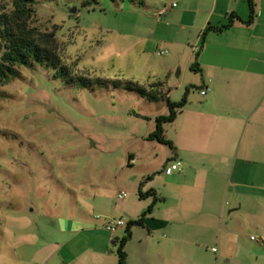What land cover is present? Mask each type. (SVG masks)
Returning <instances> with one entry per match:
<instances>
[{
  "label": "rangeland",
  "instance_id": "374dc122",
  "mask_svg": "<svg viewBox=\"0 0 264 264\" xmlns=\"http://www.w3.org/2000/svg\"><path fill=\"white\" fill-rule=\"evenodd\" d=\"M86 2L36 0L31 26L40 33L54 32L60 63L71 75L89 78L91 86L67 84L55 77L54 69L40 64L18 66L15 76L0 82V264H37L33 255L23 260L16 253L28 249L35 254L56 241L59 219L78 200L103 190L99 185L116 180L129 184L120 164L126 162L134 139L147 137L145 115L162 108V101L149 102L113 82L144 87L155 83L168 58L164 41L173 39V27L164 31L166 25L153 17V7L138 0H100L84 7ZM174 2L175 11L185 8L184 1ZM255 3L256 11L264 12V0ZM12 9L11 0H0V12ZM196 78L189 75L186 86L177 90L183 80L174 74L168 82L172 101L180 102L187 91L198 95ZM172 126L165 125L170 135L177 125ZM161 158L153 152L150 160L159 170L150 177L165 172ZM149 180L141 178L139 188ZM231 197L225 198L226 228L237 235L210 245L219 250L220 264H264V245L251 240L264 241V214L257 217L262 227L250 222L241 233ZM107 205L113 208L115 200Z\"/></svg>",
  "mask_w": 264,
  "mask_h": 264
},
{
  "label": "crops",
  "instance_id": "0c3cea01",
  "mask_svg": "<svg viewBox=\"0 0 264 264\" xmlns=\"http://www.w3.org/2000/svg\"><path fill=\"white\" fill-rule=\"evenodd\" d=\"M138 1L153 7L152 15L158 19L159 0ZM181 1L184 9H172L158 19L166 25L164 31L173 27V39L164 41L168 58L152 84H163L164 92L168 88L172 101L168 85L172 76L183 80L179 90L193 74L200 91L207 87L210 91L205 96L188 94L186 107L171 124L177 125L173 135L165 128L173 148L148 139L155 119L169 114L166 102L152 116L145 115L147 137L134 139L126 162L120 164L129 184L116 180L99 185L103 190L98 188L89 200H78L59 219L56 241L40 246L35 254L20 250L18 257L33 255L37 264H118L117 242L126 237L127 227L110 234L100 228L102 221L95 216L125 218L128 223L140 219L154 201V197H139L138 184L146 177L150 180L142 193L153 190L159 201L142 225L130 229L127 264H220L219 250L213 252L216 247L210 243L221 244L228 234L237 235L226 228L227 196H232L230 207L237 212L241 233L250 222L262 227L257 217L264 214V12H257L252 25L236 21L221 33L205 35L208 27L226 24L231 13L247 20L248 0ZM195 61L199 72L191 70ZM153 152L162 154L164 168L181 161L182 171L167 175L162 170V175L150 177L159 170L150 160ZM120 192H126V198L117 199ZM108 200H115L113 208Z\"/></svg>",
  "mask_w": 264,
  "mask_h": 264
},
{
  "label": "trees",
  "instance_id": "16d2710c",
  "mask_svg": "<svg viewBox=\"0 0 264 264\" xmlns=\"http://www.w3.org/2000/svg\"><path fill=\"white\" fill-rule=\"evenodd\" d=\"M12 11L0 12V82H7L11 77L17 74L18 66H32L35 64L47 65L56 71L55 77H61L67 84L91 86L92 81L82 75H71L69 67L60 63L58 52L57 37L54 32L40 33L31 26V21L35 15L34 4L36 0H11ZM100 0H87L84 7ZM133 1V0H120ZM249 17L243 20L236 13H231L228 22L221 26H210L205 31V35L210 32L221 33L231 28L236 21L246 25H252L257 18L255 0H248ZM199 53L196 55L198 57ZM199 63L195 61L191 70L199 72ZM99 84L104 82L98 81ZM115 87L123 86L128 91L136 92L140 96L146 98L149 102H166L169 108L168 115H161L155 119V130L149 134V140H155L163 145L173 148V142L166 137L165 125L172 124L176 121L178 115L186 107L188 103V91L180 102H172L167 92L163 90V84H152L148 87L140 86L133 82L120 84L113 82ZM150 179V178H149ZM139 197H154V201L149 206L147 212L138 220L131 221L127 225V235L121 241L117 242V257L118 264H127V253L125 246L130 238V229L133 226L143 224V218L150 213L154 205L159 201L156 193L151 190L147 193H142L139 188Z\"/></svg>",
  "mask_w": 264,
  "mask_h": 264
},
{
  "label": "built area",
  "instance_id": "2783aa9c",
  "mask_svg": "<svg viewBox=\"0 0 264 264\" xmlns=\"http://www.w3.org/2000/svg\"><path fill=\"white\" fill-rule=\"evenodd\" d=\"M162 3V6L158 10L156 16L160 20L162 19L170 10L177 7L176 2L171 3H165L163 0H160ZM161 55H165L166 52L162 51L160 53ZM210 91V88H205L200 91V94L202 96H205ZM182 162L179 160H174L169 163V165L165 168V173L167 175H171L174 172H181L182 171ZM127 193L126 192H120L117 194V199L122 200L126 198ZM97 219L102 221V224L100 228L110 234H115L120 228L127 227L128 222L125 218H116L112 216H102V215H96ZM251 240H257L254 236H251ZM258 241V240H257ZM261 242L264 244V241L261 240ZM213 252H217V248L212 249Z\"/></svg>",
  "mask_w": 264,
  "mask_h": 264
}]
</instances>
